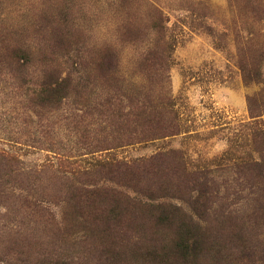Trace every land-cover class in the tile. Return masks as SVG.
<instances>
[{"label": "rangeland", "instance_id": "1", "mask_svg": "<svg viewBox=\"0 0 264 264\" xmlns=\"http://www.w3.org/2000/svg\"><path fill=\"white\" fill-rule=\"evenodd\" d=\"M244 246L264 264V0H0V264Z\"/></svg>", "mask_w": 264, "mask_h": 264}, {"label": "trees", "instance_id": "2", "mask_svg": "<svg viewBox=\"0 0 264 264\" xmlns=\"http://www.w3.org/2000/svg\"><path fill=\"white\" fill-rule=\"evenodd\" d=\"M151 197V195H149ZM156 219H160V217H164L163 213L160 211L157 213ZM163 215V216H162ZM229 224V221H226ZM190 224L184 223V221H180L178 224V232L176 233V239L177 246L183 247L186 242L190 243V251L192 253L199 252L200 248L204 243L208 240L207 237L200 234L199 232V224L197 222H193L190 220ZM189 226L192 230H186V227ZM205 232V231H204ZM202 232V233H204ZM205 234V233H204ZM222 237H218L213 239V242H216L217 240H220ZM219 242V241H218ZM219 246V245H218ZM243 246V245H242ZM186 247V246H184ZM249 247L244 246V249L238 253V256L235 257L236 262L241 263L243 260H245L248 264H253L255 262V258H257L258 261H262L263 259L260 257H257L255 252L248 249ZM245 250V251H244ZM259 258V259H258Z\"/></svg>", "mask_w": 264, "mask_h": 264}]
</instances>
